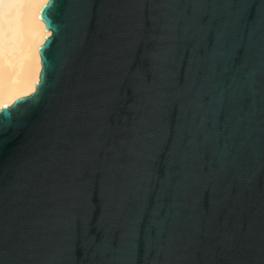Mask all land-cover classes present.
Returning a JSON list of instances; mask_svg holds the SVG:
<instances>
[{
    "label": "water",
    "instance_id": "95a60500",
    "mask_svg": "<svg viewBox=\"0 0 264 264\" xmlns=\"http://www.w3.org/2000/svg\"><path fill=\"white\" fill-rule=\"evenodd\" d=\"M36 92L0 110V264H264V0H49Z\"/></svg>",
    "mask_w": 264,
    "mask_h": 264
},
{
    "label": "bare ground",
    "instance_id": "6f19581e",
    "mask_svg": "<svg viewBox=\"0 0 264 264\" xmlns=\"http://www.w3.org/2000/svg\"><path fill=\"white\" fill-rule=\"evenodd\" d=\"M48 2L0 0V110L36 92L42 71L40 48L52 36L41 19Z\"/></svg>",
    "mask_w": 264,
    "mask_h": 264
},
{
    "label": "rangeland",
    "instance_id": "374dc122",
    "mask_svg": "<svg viewBox=\"0 0 264 264\" xmlns=\"http://www.w3.org/2000/svg\"><path fill=\"white\" fill-rule=\"evenodd\" d=\"M28 95H30V94H27L26 96H28Z\"/></svg>",
    "mask_w": 264,
    "mask_h": 264
}]
</instances>
